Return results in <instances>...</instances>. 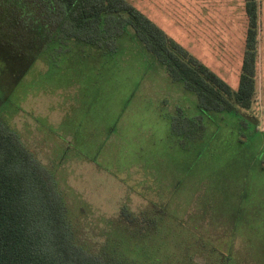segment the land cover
<instances>
[{
  "label": "rangeland",
  "instance_id": "1",
  "mask_svg": "<svg viewBox=\"0 0 264 264\" xmlns=\"http://www.w3.org/2000/svg\"><path fill=\"white\" fill-rule=\"evenodd\" d=\"M124 2L236 90L243 0ZM257 3L256 90L231 118L200 112L196 94L134 30H120L123 14L101 36L65 34L40 47L1 29L0 18V129L47 176L76 243L103 241L121 264H264V0ZM250 129L263 135L255 140ZM144 208L158 214L154 232L141 236L139 217L121 214Z\"/></svg>",
  "mask_w": 264,
  "mask_h": 264
},
{
  "label": "trees",
  "instance_id": "2",
  "mask_svg": "<svg viewBox=\"0 0 264 264\" xmlns=\"http://www.w3.org/2000/svg\"><path fill=\"white\" fill-rule=\"evenodd\" d=\"M243 1L247 29L236 90L124 0H0V18L5 21L1 29L9 26L19 38L30 35L32 44L40 47L65 34L101 36L109 32V18L123 14L127 22L120 30H134L138 42L166 66L170 77L196 94L200 112L231 118L235 105L251 106L256 90L258 3ZM248 132L255 140L263 135ZM258 152L264 154V146ZM155 209L144 208L138 215L124 210L121 215L126 220L139 217V233L146 236L155 230ZM161 215L168 217L166 212ZM101 243L75 242L66 208L49 179L16 136L0 129V264H121L105 254Z\"/></svg>",
  "mask_w": 264,
  "mask_h": 264
}]
</instances>
